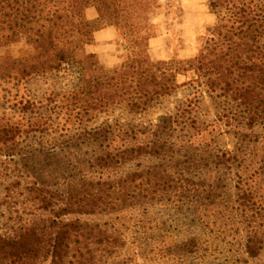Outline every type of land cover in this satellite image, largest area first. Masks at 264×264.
I'll return each instance as SVG.
<instances>
[{"label":"trees","instance_id":"16d2710c","mask_svg":"<svg viewBox=\"0 0 264 264\" xmlns=\"http://www.w3.org/2000/svg\"><path fill=\"white\" fill-rule=\"evenodd\" d=\"M91 4L100 18L108 17L127 39L129 54L109 69L98 63L96 53L86 52V47L94 43L92 22L85 16L86 6ZM157 7V0H0V81L68 72L76 64L83 73L81 83L63 96V107L77 121L90 122L117 107L142 114L179 87L178 74L194 71L193 82L201 84L209 97L241 110L242 127L231 124L241 141V151L260 141L252 136L264 128V0H214L217 21L207 29L197 54L184 63L154 61L150 57V39L158 35L151 14ZM86 59L88 69L84 66ZM231 113L224 115L227 121ZM174 117L160 119L153 129L140 126V134L149 135L152 130L150 141L115 148L101 145L91 158L104 171L129 160L139 162L143 155H156L162 160L159 168L115 179L98 176L66 181L58 191L59 202L55 193L35 183L26 188L30 201L41 212H25V216L1 212L0 264H99L97 247L114 249L124 241L110 232L107 221L85 216L110 215L126 207L164 201L172 195L183 198L189 187H203V177L195 181L185 174L189 158L186 152L175 156L179 150L174 151L170 135L161 138L166 128L170 130L168 124L175 122ZM190 121L195 124L194 119ZM104 127L93 133L99 140L123 131L120 124ZM19 132L15 125L0 123V155L15 160ZM260 143L259 162L263 163L264 141ZM241 155L240 151L215 153L207 163L214 165L216 174L222 170L220 167L222 171L237 167L233 175L234 200L259 210L247 184L257 174L246 165V152ZM13 190V186L7 187L5 201L14 199ZM210 205L202 202L212 210ZM263 247L264 234L258 230L246 233L243 249L248 256L256 258Z\"/></svg>","mask_w":264,"mask_h":264},{"label":"rangeland","instance_id":"374dc122","mask_svg":"<svg viewBox=\"0 0 264 264\" xmlns=\"http://www.w3.org/2000/svg\"><path fill=\"white\" fill-rule=\"evenodd\" d=\"M213 1L157 0L158 7L151 14L158 31L156 40L150 43L151 59L184 63L194 57L207 29L217 21ZM85 16L92 22L94 38L86 52L96 53L98 63L104 68L120 64L129 54L123 32L112 25L108 17L100 18L92 4L86 6ZM107 28L111 32L96 35ZM84 61L88 69L89 60ZM82 75L81 67L75 64L68 72L0 81V123L20 129L15 160L0 155V224L3 222L1 212H12V216L15 212L24 216L25 212H41L30 201L26 189L34 183L55 193V200L59 202L58 191H62L66 181L98 176L115 179L146 168H159L162 160L156 155H143L139 162L129 160L104 171L93 164L91 158L101 145L115 148L150 141L152 130L149 135L140 134V126L153 129L160 119L175 116V122L168 124L170 130L166 128L168 131L162 132L161 138L170 135L174 151L179 150L175 156L186 152L189 158L185 174L195 181L203 177L204 186L189 187L183 198L172 195L164 201L126 207L110 215L85 216L107 221L110 232L124 241L121 247L114 249L97 247L96 261L99 264H264V247L256 258L248 256L243 249L248 231L258 230L264 234V162H259L264 128L252 136L260 141H251L241 151L239 136L231 129V124L236 123L242 127L241 110L233 104H225L222 99L209 97L201 84L193 82L194 71L178 74L179 87L142 114L117 107L90 122H80L64 109L63 96L77 88ZM183 109L184 116H181ZM230 111L233 115L227 121L224 115ZM191 119L195 120L194 125ZM115 124H120L123 131L100 140L93 135L95 130ZM130 127L138 129L132 131ZM114 128L117 132L118 127ZM239 151L241 157L246 152V165L257 174L247 184L260 205L259 210L239 205L234 200L233 175L237 167L232 171H222L220 167L218 169L222 170L216 174L214 165L207 163L212 154H239ZM8 186H13L15 194L10 202L4 200ZM202 202H211L213 209L205 208ZM190 241L195 244H188Z\"/></svg>","mask_w":264,"mask_h":264},{"label":"crops","instance_id":"0c3cea01","mask_svg":"<svg viewBox=\"0 0 264 264\" xmlns=\"http://www.w3.org/2000/svg\"><path fill=\"white\" fill-rule=\"evenodd\" d=\"M105 31H106V32H107V31L111 32L110 28H107V29H102L101 31H98V32L96 33V35H97V36H101V33H105ZM155 40H156V37L150 39V43H151V45H152V43H154Z\"/></svg>","mask_w":264,"mask_h":264}]
</instances>
